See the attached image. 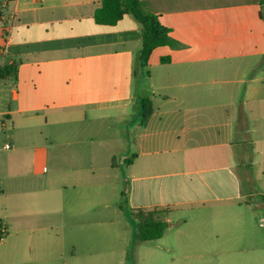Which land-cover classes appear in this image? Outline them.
<instances>
[{
    "label": "crops",
    "instance_id": "1",
    "mask_svg": "<svg viewBox=\"0 0 264 264\" xmlns=\"http://www.w3.org/2000/svg\"><path fill=\"white\" fill-rule=\"evenodd\" d=\"M139 1L181 44L148 66L141 24H98L102 0H0V264H124L123 208L92 197L120 182L140 209L264 227V0Z\"/></svg>",
    "mask_w": 264,
    "mask_h": 264
},
{
    "label": "rangeland",
    "instance_id": "2",
    "mask_svg": "<svg viewBox=\"0 0 264 264\" xmlns=\"http://www.w3.org/2000/svg\"><path fill=\"white\" fill-rule=\"evenodd\" d=\"M14 83L10 90L14 89ZM10 95V94H9ZM1 104V103H0ZM1 108V107H0ZM48 174L36 175L33 179L49 181L56 164L50 160ZM68 167V165L66 166ZM111 182L128 177L123 172L109 171ZM117 174V175H116ZM130 183L120 182L119 190L107 191L92 197L95 200L118 204L123 208L124 264H264V252H250L248 248L264 246L258 237L264 236V227L258 230L229 226L227 215L206 210L178 209L163 215L168 223L163 237L157 241L141 243L137 240L138 220L134 216L140 203L132 197ZM215 196V187L212 188ZM171 197L182 196V191L168 190ZM106 196V197H105ZM258 243V244H257Z\"/></svg>",
    "mask_w": 264,
    "mask_h": 264
},
{
    "label": "trees",
    "instance_id": "3",
    "mask_svg": "<svg viewBox=\"0 0 264 264\" xmlns=\"http://www.w3.org/2000/svg\"><path fill=\"white\" fill-rule=\"evenodd\" d=\"M264 4V1H262ZM125 15H131L138 21L143 29L142 47L139 60L143 66H148L152 53L161 47L179 49L181 44L171 37L170 29L165 27L159 16L147 12L139 0H102V6L95 12V20L98 24L112 26L119 22ZM169 59H162L167 62ZM16 73L15 62L7 63L0 68V81L8 79ZM143 112V124L153 115V105L150 99L141 100ZM136 156L125 160V165L130 166ZM114 165V164H113ZM264 201V196L261 197ZM175 209H138L134 216L138 220L137 240L141 243L157 241L161 239L168 228V223L161 219L163 215L174 212ZM2 234L0 233V239Z\"/></svg>",
    "mask_w": 264,
    "mask_h": 264
},
{
    "label": "built area",
    "instance_id": "4",
    "mask_svg": "<svg viewBox=\"0 0 264 264\" xmlns=\"http://www.w3.org/2000/svg\"><path fill=\"white\" fill-rule=\"evenodd\" d=\"M5 148H6L7 150H10V149L13 148V146H12V144H6V145H5ZM1 239H3V236H2Z\"/></svg>",
    "mask_w": 264,
    "mask_h": 264
}]
</instances>
